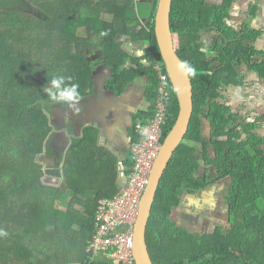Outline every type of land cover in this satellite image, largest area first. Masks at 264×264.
Wrapping results in <instances>:
<instances>
[{
  "label": "trees",
  "instance_id": "16d2710c",
  "mask_svg": "<svg viewBox=\"0 0 264 264\" xmlns=\"http://www.w3.org/2000/svg\"><path fill=\"white\" fill-rule=\"evenodd\" d=\"M92 1L50 0L44 3L47 8L37 4L34 9L24 0H0V20L7 26L0 29V229L8 233L0 237V264L112 263L107 258L90 261L88 247L95 234L99 202L113 198L121 189L116 161L97 156V152L105 155L107 151L99 146L100 131L95 126L73 137L67 153L54 144L52 119L59 105L43 102L42 87L53 75L72 76L80 83L84 100L91 96L95 88L91 62L98 55L88 58L85 52L90 48L99 49L104 60L109 74L104 84L107 92L122 96L130 84L146 76L144 92L151 108L134 117L130 135L135 142L140 139L137 123H146L153 115L158 83L154 67L165 65L155 35L159 0H94L98 2L95 8L89 6ZM236 1L172 3L170 21L177 53L197 74L191 77L194 113L190 128L161 180L148 223L146 237L153 264H264V137L255 133L258 124L249 113L251 107L236 112L221 102L222 91L248 85L245 68L264 80V54L253 46L264 32L246 25L238 30L229 24ZM84 8L86 16H82ZM31 13L43 15L35 21L54 31L58 29L56 21H60L64 36L75 49L66 61L50 63L37 57L42 45L27 53L20 39L13 42L15 31H28L27 25L35 18ZM142 20H146L145 25ZM102 31L108 35L101 37ZM206 33H215L211 43L203 41ZM124 36L132 49L145 45L143 57L136 58L123 48ZM35 83L37 95L30 99ZM170 87L172 108L166 134L179 114V100L172 84ZM202 118L210 130L209 140L202 134ZM223 135L227 142L217 140ZM187 142L204 145L202 159L216 167L218 180L232 179L227 227L216 226L212 233L179 228L171 219L182 197L213 181L198 174L201 158ZM209 148L216 158L210 156ZM226 149L230 152L225 153ZM46 153L56 160L48 175L60 176L63 164V188L43 182L44 167L37 159ZM124 163L131 166V155ZM98 168L111 174L106 178L107 187L112 179V190L91 205L94 202H87L89 198L74 182ZM69 190L75 198L61 209L60 200Z\"/></svg>",
  "mask_w": 264,
  "mask_h": 264
},
{
  "label": "crops",
  "instance_id": "0c3cea01",
  "mask_svg": "<svg viewBox=\"0 0 264 264\" xmlns=\"http://www.w3.org/2000/svg\"><path fill=\"white\" fill-rule=\"evenodd\" d=\"M128 46L131 49V44H128ZM94 60L91 62L95 82L94 93L80 102L78 111L63 106H59L54 110V118H59L58 127L60 125L59 129H61L55 131V133H64L62 138L59 137V140H54V144L59 146L60 149L64 147V152L67 153L73 137H80L84 128L95 126L100 131L99 146L107 151L105 155L102 152H97V156L106 158L112 163L114 160L116 161L118 171L117 184L121 187L124 183L121 166L130 158V144L133 139L130 131L134 125V117L139 111H148L151 108V104L146 100L144 92L146 76L141 77L134 84H130L126 92L122 96H118L104 89V84L109 74L106 68L105 70L102 67L95 68L93 65ZM99 71H101V74ZM255 76L258 80V90L264 92V88L262 87L264 80H261L257 75ZM62 118L69 120L70 125H65L66 120L60 122ZM43 170L45 172L43 178L45 184L57 188H63L65 186L63 164L59 168L61 175L58 177L47 174V171H52L50 167L48 169L44 167ZM109 175L111 174L105 173L102 168L91 169L87 176H80L74 183L80 186V189L85 192L86 197L89 198V200H86L87 202H94L91 203L93 205L98 197H103V195L112 190V179H108L110 186L107 187V178ZM75 195L72 190H69L63 197L66 196L68 198L67 200L72 201ZM78 196L82 197V194ZM63 197L60 203L62 204L63 202L69 205L71 201L65 202L66 197L64 200ZM74 204L77 205V202L75 201Z\"/></svg>",
  "mask_w": 264,
  "mask_h": 264
},
{
  "label": "built area",
  "instance_id": "2783aa9c",
  "mask_svg": "<svg viewBox=\"0 0 264 264\" xmlns=\"http://www.w3.org/2000/svg\"><path fill=\"white\" fill-rule=\"evenodd\" d=\"M154 69L158 83L153 115L146 123H137L140 139L130 144L131 166H121L124 180L121 189L113 198L99 202L95 234L88 247L92 262L103 257L113 264H136V222L154 163L166 138L172 108L168 71L160 64Z\"/></svg>",
  "mask_w": 264,
  "mask_h": 264
},
{
  "label": "rangeland",
  "instance_id": "374dc122",
  "mask_svg": "<svg viewBox=\"0 0 264 264\" xmlns=\"http://www.w3.org/2000/svg\"><path fill=\"white\" fill-rule=\"evenodd\" d=\"M26 3H29L34 9H37L38 6L37 4H41L44 6V3H50V0H24ZM137 1H142V0H137ZM248 1V0H247ZM96 1H92V3L89 5L90 7H96L98 5V2ZM255 2H257L260 6V8L256 11V15L255 17H251L249 15L248 12L249 11V6H248V2H245L243 0H237L235 3V6H237L236 10H234L233 8V20L229 23L233 28L235 29H241L244 25H250V27L252 28H258L261 31L264 32V0H255ZM47 8V6H44ZM49 11H53V9L51 7L48 6ZM88 10L86 8L83 9V15L82 14H77V16L82 15V16H86ZM31 16L35 17L33 19V21L30 22V24L27 25V30L22 29L19 31H15L13 34V42H15L18 39H20L23 43H22V47L23 49L28 53L29 51H31V49L34 47L35 49L38 48V45H42V49L41 52L35 51L36 53L39 52L38 54V58L41 59H45L48 60L50 63L52 61H56L58 62H62V61H66L68 59V57L70 55H72V53L74 52V46L72 45L73 43L68 39V37H65L63 34V31L61 29V26L59 24V22L56 21V27H58V29H56L54 31V29L47 27L46 25L42 24L40 25V23L38 21H35L36 19H42L43 15H38L36 13H31ZM88 17V16H87ZM143 25L146 24V20H142ZM7 26L5 24H3V22L0 20V29H5ZM23 30H25L23 32ZM61 35V36H60ZM208 35H212V33H207L204 34L203 38L205 40L210 41V39L214 38L215 36L209 37ZM124 36V43H123V48L125 50H128V52L130 54H132L134 57L136 58H140L143 57L144 55V50L146 49L145 45L143 47H141V49H130V47L128 46L129 42L127 41V37ZM31 39V42H28L27 40ZM17 42V41H16ZM16 44V43H15ZM16 46V45H15ZM256 46L259 48V50L261 51V55L264 54V35L261 37V40L256 44ZM17 47V46H16ZM143 53V55H140V53ZM89 57L94 56V55H98L94 57V62L93 65L96 67H105V63L104 60L102 58V56H99V49L97 48H90V50H87L85 52ZM88 57V58H89ZM141 63H143L146 66H149V62H147L146 60H142ZM136 66V64H134ZM130 65L127 64L126 67H129ZM243 75H244V81L246 84H248L249 86L246 88H234L231 90V94L229 95V98L231 101H235L233 103V107L234 109H236L237 111L246 110V106H250L251 107V111H249V113L253 114L254 116L259 115L262 116L264 115V92L259 91L258 87H257V83L258 80L256 79L255 74L249 72L248 70L244 69L243 70ZM264 88V85L262 86ZM38 90V86L35 83L33 85V88L31 90V96H29L30 99H33L35 97V95H37V91ZM58 116V115H57ZM57 118V119H56ZM54 118V132L61 130L60 125L58 127V123H59V118L56 117ZM64 120H66L65 125H70V121L62 118L60 120V122H64ZM67 133V131H66ZM57 137L54 140H59V137L62 138V135L64 133L58 134L56 133ZM68 135V134H67ZM64 137V136H63ZM192 146V144H191ZM194 147H196L197 149H199V151H202V149L200 150V145L196 144L193 145ZM65 148L63 147L61 150H64ZM68 152V151H67ZM55 157H50L46 154H42L41 156L38 157L37 159V163L42 165L43 167H45L46 169H48L50 167V165H53L55 163L56 160H54ZM66 197V196H65ZM65 197H63V200L65 199ZM73 198V197H72ZM68 198L66 197L65 202H70L69 200H67ZM74 200V199H73ZM65 205V206H64ZM68 206V204H64L62 202V204H59V207L61 209H65ZM222 204L220 209H222ZM218 209V208H216ZM224 209V208H223ZM181 210H175L173 212V216L171 215V219H179V215L181 214ZM221 211H215L214 215L212 216V220L211 223H209V226H207V229H205L204 232H209L212 233L214 230V227L217 224H224L225 223V212L223 211L221 214ZM174 218V219H173ZM200 231V230H198ZM201 232V231H200ZM203 232V233H204ZM83 255V254H82ZM84 258V256H83ZM103 257H99V259H101ZM78 263L80 264V262L78 261ZM76 263V264H78ZM111 263V262H110ZM113 264V263H111Z\"/></svg>",
  "mask_w": 264,
  "mask_h": 264
},
{
  "label": "water",
  "instance_id": "95a60500",
  "mask_svg": "<svg viewBox=\"0 0 264 264\" xmlns=\"http://www.w3.org/2000/svg\"><path fill=\"white\" fill-rule=\"evenodd\" d=\"M173 1L159 0L155 17V35L164 65L179 100V114L163 142L141 201L135 227L134 258L136 264H153L146 237L149 219L161 180L176 151L186 139L194 113L192 79L178 67L183 60L177 53L171 28L170 14Z\"/></svg>",
  "mask_w": 264,
  "mask_h": 264
},
{
  "label": "flooded vegetation",
  "instance_id": "af4514ba",
  "mask_svg": "<svg viewBox=\"0 0 264 264\" xmlns=\"http://www.w3.org/2000/svg\"><path fill=\"white\" fill-rule=\"evenodd\" d=\"M243 1L248 2L249 11H250V12H248L249 15L251 17L257 16L256 11L260 8L259 4L257 2H255V0H248V1L243 0ZM235 7H234V10H236V8H237V7L236 8ZM231 16H233V10L231 11ZM247 27H248V29L253 30V31L254 30H260L258 28H252V27H250V25H247ZM263 35L264 34H262L261 37ZM208 36L209 37L215 36V33H212L211 36L210 35H208ZM261 37H259L255 41V43L253 44V46L258 51H259V48L256 46V44L261 40ZM212 39H214V38H212ZM212 39H210V41L207 42V40H205L203 38V41L206 43H211ZM252 43L249 42L247 44L251 45ZM262 57H264V56H262ZM102 69L105 70V67L103 66ZM99 72L101 74V71H99ZM248 86L249 85H246L242 88H246ZM234 88H239V87H233L232 86L228 89L227 92L222 91L224 98H223V100H221V102H223L224 104L230 105L232 107L233 111L237 112V110L234 109V107H233V103L235 101H231L229 98V95L231 94V90ZM246 107H250V106H246ZM252 116H254V115L252 114ZM255 118H257L256 123L258 124L257 128L255 130V133L261 137H264V115H262V116H259V115L256 116L255 115ZM202 119H203L202 122H203V126H204V118H202ZM206 128L207 127H205V126L203 127L202 134L206 139L209 140L210 139V136H209L210 130L206 129ZM168 133L166 134V136L168 135ZM247 139H248V137H246V136L243 137L244 141H247ZM217 140L219 142H227L228 137L223 135L220 138H218ZM191 144H192V146H191ZM196 144L200 145V147H201L200 150L202 149V151H199V149H197L196 147L193 146ZM187 145L196 149L198 151V156L201 158V161H200L201 169L199 170L198 174L203 176V177L207 176L209 181H211V180H213V181L210 184L206 183V185L203 188H201V190L186 194L187 196L182 197L179 206L174 208V210L172 211V216H173V212L175 210L180 209L182 211L181 214L179 215L180 218L177 220L174 218L173 219L176 222V224L179 226V228H188L192 232L198 231V230H200L201 232H204L205 229H207V226H209V223H211L212 216L214 215L215 211H221V213L224 211L225 212L224 214L226 216L225 223L224 224H217L216 226L227 227V219H228L227 200H228V196L230 193V185L232 183V179H231V177H227V178L223 177L221 180H218L219 179L218 178V171H217L216 167L213 165H208V164L206 165L202 159L203 156L201 155V153L205 150L204 145L202 143L187 142ZM261 148L264 149V145H262ZM209 149H210V152H209L210 156L212 158H216V156L213 154V152L211 150L212 148H209ZM229 152H230V150L226 149L225 153H229ZM202 164H204V165H202ZM188 196L191 198L188 199L187 198ZM221 204L223 205L222 209H220ZM216 208H218V209H216ZM221 213H219V214H221ZM215 227H214V229H215ZM200 231H198V232H200ZM204 233H209V232H204Z\"/></svg>",
  "mask_w": 264,
  "mask_h": 264
},
{
  "label": "clouds",
  "instance_id": "9594fccd",
  "mask_svg": "<svg viewBox=\"0 0 264 264\" xmlns=\"http://www.w3.org/2000/svg\"><path fill=\"white\" fill-rule=\"evenodd\" d=\"M107 31L100 33L101 37L107 36ZM140 55H143L141 52ZM189 77H195L196 69L187 61H182L178 66ZM42 92L46 98L43 102L47 105H59L69 109H79L80 102L84 99L80 91V83L72 76L53 75L42 87ZM163 145V144H162ZM8 233L0 229V237H7Z\"/></svg>",
  "mask_w": 264,
  "mask_h": 264
}]
</instances>
